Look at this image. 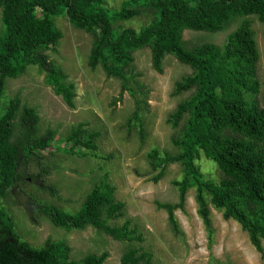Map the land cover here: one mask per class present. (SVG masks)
Wrapping results in <instances>:
<instances>
[{"label": "trees", "instance_id": "trees-1", "mask_svg": "<svg viewBox=\"0 0 264 264\" xmlns=\"http://www.w3.org/2000/svg\"><path fill=\"white\" fill-rule=\"evenodd\" d=\"M104 3L105 0H0V98L6 92L8 78H18L31 65H38L46 72L55 93L71 108L76 107V84L45 53L63 38L55 21L61 15L76 28L92 34L89 66L93 70L101 66L109 77L120 79L121 95L125 91L132 93L137 108L131 121L136 123L141 120L143 102L130 87L136 78L135 53L150 48L153 67L160 73L164 72L166 56L174 55L193 69L177 81L174 91V95L189 92L190 96L169 117V123L179 128L173 137L178 152L156 147L148 157L156 172L155 182L174 163L181 165L182 177L173 181L179 190V202L157 204L168 211L170 224L181 234L176 211L186 209L193 190L199 214L211 235L213 206L225 219L237 221L264 254V106L257 98L262 88L258 73L260 50L253 23L248 19L255 15L264 23V0H125L120 10L108 9ZM148 12L153 20L141 29L115 25ZM238 18L245 19L222 45L192 44L187 39L188 31H225ZM121 98H116L115 103ZM40 122L38 109L24 103L19 94L0 115V198L21 187L22 181L50 174L47 167L38 175L24 172L31 159L40 160L42 151L54 148L57 131L49 128L40 133ZM140 124L145 134L143 122ZM99 136L100 132L91 131L83 122L73 128L65 143L70 154L105 159L99 154ZM203 155L223 173L220 181L206 177L198 163ZM116 191L107 174L85 196L76 213L49 203H40V207L56 226L71 230L91 226L117 240L142 242L131 220L123 225L111 224V220L125 216L126 204L117 199ZM108 257L109 253L104 252L77 260L68 242L53 239L43 246H33L17 231L10 212L0 206V264H104ZM121 264L161 263L154 262L152 253L131 247L122 255Z\"/></svg>", "mask_w": 264, "mask_h": 264}, {"label": "rangeland", "instance_id": "rangeland-1", "mask_svg": "<svg viewBox=\"0 0 264 264\" xmlns=\"http://www.w3.org/2000/svg\"><path fill=\"white\" fill-rule=\"evenodd\" d=\"M124 1L105 0L104 5L111 10H120ZM244 19L234 20L219 33L188 31L186 36L192 44L214 42L222 45ZM248 19L253 23L260 50L258 73L262 88L257 98L264 106V23L255 15ZM152 20L153 16L148 12L115 25L141 29ZM55 21L63 38L45 53L69 76V81L76 84V107L71 108L61 95L55 93L46 80V72L38 65H31L18 78H8L6 92L0 98V115L10 100L19 94L24 103L38 109L40 133L49 128L57 131L54 148L42 151L40 160L31 159L24 171L38 175L47 167L50 174L39 180L22 181L21 187L11 190L8 197L0 198V206L14 217L22 238L36 247L43 246L48 239L66 241L72 246L73 257L77 260L108 252L104 264H121L122 255L131 247L152 253L154 262L161 264H264V254L252 244L242 226L234 219H225L213 206L214 232L211 235L199 214L193 190L188 195L186 209L176 211L181 234H177L170 224L168 211L157 204L179 202V190L173 181L182 177V167L179 163L171 164L165 176L155 182L156 172H153L148 156L156 147L174 154L178 152L173 137L179 128L169 123V117L179 103L190 96L189 92L174 95V91L177 81L191 74L193 69L170 54L164 61V72L160 73L153 67L151 49H139L135 53L136 78L130 83L143 102L141 122L136 123V120L131 121L137 108L132 93L125 91L121 95L120 79L109 77L101 66L96 70L89 66L94 41L92 34L76 28L66 16H57ZM120 96L122 98L115 103ZM83 122L91 131L100 132L97 139L99 154L107 158L69 153L65 139ZM142 122L145 134L140 127ZM198 163L207 178L218 182L223 177L217 164L205 155ZM107 174L117 187V199L126 204L125 216L111 220V224L123 225L131 220L132 227L142 236V242L117 240L91 226L84 230L59 227L42 213L40 203L56 205L70 213L78 212L85 196Z\"/></svg>", "mask_w": 264, "mask_h": 264}]
</instances>
